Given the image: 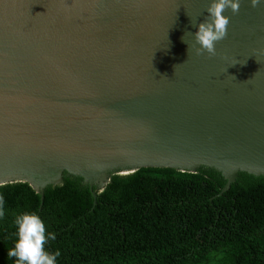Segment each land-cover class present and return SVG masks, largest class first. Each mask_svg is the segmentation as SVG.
I'll list each match as a JSON object with an SVG mask.
<instances>
[{
    "label": "water",
    "instance_id": "water-1",
    "mask_svg": "<svg viewBox=\"0 0 264 264\" xmlns=\"http://www.w3.org/2000/svg\"><path fill=\"white\" fill-rule=\"evenodd\" d=\"M210 3L0 0V185L27 183L38 211L62 173L92 205L141 167L211 168L217 195L264 176V0L224 13L215 56L191 34Z\"/></svg>",
    "mask_w": 264,
    "mask_h": 264
},
{
    "label": "trees",
    "instance_id": "trees-1",
    "mask_svg": "<svg viewBox=\"0 0 264 264\" xmlns=\"http://www.w3.org/2000/svg\"><path fill=\"white\" fill-rule=\"evenodd\" d=\"M224 180L215 170L194 172L141 167L110 173L94 203L80 178L62 173L37 193L25 182L0 185V264L17 239L15 217L34 213L55 234L45 251L56 264H264V176L237 172Z\"/></svg>",
    "mask_w": 264,
    "mask_h": 264
},
{
    "label": "clouds",
    "instance_id": "clouds-1",
    "mask_svg": "<svg viewBox=\"0 0 264 264\" xmlns=\"http://www.w3.org/2000/svg\"><path fill=\"white\" fill-rule=\"evenodd\" d=\"M250 4L253 8H257L261 6L262 0H250ZM228 10L233 14L238 13L240 0H211L206 8L208 15L204 22L199 24L198 31L194 34L191 33L194 36L195 44L199 45L196 49L197 54L206 52L209 56L216 55V43L226 38L228 33L230 18L224 15ZM237 63L239 62L237 61L233 66ZM4 216L5 200L0 195V219H3ZM14 224L17 227V239L14 247L7 252L9 258H16L14 264H56L57 257L61 255L60 251L49 253L44 249L49 238L55 240V234H45V225L38 215L34 213L19 214L15 217Z\"/></svg>",
    "mask_w": 264,
    "mask_h": 264
}]
</instances>
